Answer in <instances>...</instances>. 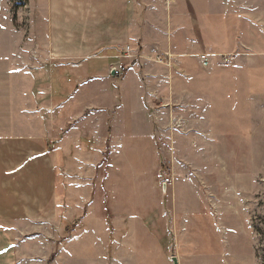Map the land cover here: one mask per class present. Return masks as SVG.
Returning <instances> with one entry per match:
<instances>
[{"label": "rangeland", "instance_id": "374dc122", "mask_svg": "<svg viewBox=\"0 0 264 264\" xmlns=\"http://www.w3.org/2000/svg\"><path fill=\"white\" fill-rule=\"evenodd\" d=\"M46 28V0H0V137L49 132L59 117L45 109L49 77L38 83L42 93L34 83L50 66ZM255 33L264 44V25ZM168 35L176 40L175 29ZM132 47L137 54L140 47ZM180 51L162 53L172 55L173 67L152 69L160 91V110L151 112L154 152L125 140L109 151L87 134L88 119L76 127L70 117L57 119L76 135L73 155L59 170L53 202L16 225L19 264H264V47L214 62L207 54L208 68L192 38ZM239 228L243 243L232 248Z\"/></svg>", "mask_w": 264, "mask_h": 264}, {"label": "crops", "instance_id": "0c3cea01", "mask_svg": "<svg viewBox=\"0 0 264 264\" xmlns=\"http://www.w3.org/2000/svg\"><path fill=\"white\" fill-rule=\"evenodd\" d=\"M174 2L46 0L44 48L50 66L34 75V83L42 93L38 83L49 77L48 90L43 93L51 97L52 103L45 109L51 111V116L58 111L59 117L54 116L49 132L39 128L30 136L0 137V238L7 246L0 247V264H19L16 225L40 215L53 202L59 170L72 158L71 143L76 135L68 130V124L61 127L57 119L67 121L70 117L75 127L82 117L88 119L91 126L87 134L94 142L105 140L109 151L125 140L137 144V150L140 144H149V152H154L151 112L160 110L155 101L160 91L152 72L158 65L156 54L176 51L178 56L184 55L186 52L180 49L191 38L200 46L195 55L208 54L212 59L233 54L239 48L245 56L264 47L261 38H255V31L264 25V0ZM187 11L194 14L193 25L186 24ZM175 21L180 24L177 30L173 28ZM170 29H175V41L168 35ZM133 44L140 47L138 52L145 59L135 61L127 75L117 81L109 74V64L121 54L123 46ZM143 68L151 70L145 72V78L139 73ZM69 110L73 113H68ZM81 152L90 157L88 151Z\"/></svg>", "mask_w": 264, "mask_h": 264}, {"label": "built area", "instance_id": "2783aa9c", "mask_svg": "<svg viewBox=\"0 0 264 264\" xmlns=\"http://www.w3.org/2000/svg\"><path fill=\"white\" fill-rule=\"evenodd\" d=\"M138 53L139 52H137L136 54L135 49L130 45H125L121 48V54L116 57V60L114 62L110 64V75L113 77V79H123L129 72L135 61L145 59V57ZM155 57V62L159 65L167 66L169 68L174 66L172 65V55L169 53L162 54V52H159V54H156ZM199 57L204 67L208 68L211 65L210 56L202 54ZM168 169L169 167H166V170L168 171L170 176L173 177L174 173L171 169ZM171 177L166 178V184H173L175 182V179L172 180Z\"/></svg>", "mask_w": 264, "mask_h": 264}, {"label": "bare ground", "instance_id": "6f19581e", "mask_svg": "<svg viewBox=\"0 0 264 264\" xmlns=\"http://www.w3.org/2000/svg\"><path fill=\"white\" fill-rule=\"evenodd\" d=\"M227 219H228L227 220L228 224L226 223L227 225H226V228H225V229H227L226 230V234L231 237L232 234H235L233 229H231V227L232 228L234 227V224H233V222L231 221V219L229 217ZM237 231H239L240 233H238V236L234 239L233 244L231 243L232 244V246H231L232 248H234L236 243H238V244H240L241 242L243 243V240H244L243 228L236 229V232ZM241 246H242V244H241ZM241 246H239L240 249H241Z\"/></svg>", "mask_w": 264, "mask_h": 264}, {"label": "water", "instance_id": "95a60500", "mask_svg": "<svg viewBox=\"0 0 264 264\" xmlns=\"http://www.w3.org/2000/svg\"><path fill=\"white\" fill-rule=\"evenodd\" d=\"M166 188H167V186L164 185V186H163V190H164V192H166ZM173 262H174V264H178L176 259H173Z\"/></svg>", "mask_w": 264, "mask_h": 264}]
</instances>
